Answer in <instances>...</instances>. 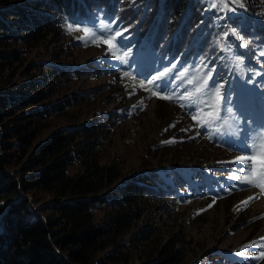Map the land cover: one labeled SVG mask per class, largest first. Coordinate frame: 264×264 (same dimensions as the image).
Listing matches in <instances>:
<instances>
[{
  "label": "rangeland",
  "instance_id": "374dc122",
  "mask_svg": "<svg viewBox=\"0 0 264 264\" xmlns=\"http://www.w3.org/2000/svg\"><path fill=\"white\" fill-rule=\"evenodd\" d=\"M146 1L125 0L121 22L99 15L82 26L65 24L60 37L24 48L18 60L2 57L13 47L0 45L2 87L34 79L45 84L37 92L43 101L15 114L50 109L34 119L39 133L30 151L55 131L97 124L109 127L98 137L101 161L114 164L122 178L173 172L161 200L150 203L123 239L134 240L124 250L125 264L158 263L163 246L177 254L173 264H264L258 204H264V39L253 33L264 19V0H195L211 23L202 51L188 61L149 42V18L136 19ZM235 17L237 29L228 28ZM239 48L257 52L256 64L244 65ZM204 96L212 100L201 111ZM214 118L217 125L209 127ZM26 158L8 168L19 172ZM35 198L42 209L52 202L38 192ZM107 211L102 207L97 220Z\"/></svg>",
  "mask_w": 264,
  "mask_h": 264
},
{
  "label": "trees",
  "instance_id": "16d2710c",
  "mask_svg": "<svg viewBox=\"0 0 264 264\" xmlns=\"http://www.w3.org/2000/svg\"><path fill=\"white\" fill-rule=\"evenodd\" d=\"M196 3L147 0L136 19L149 18L150 43L159 41L164 52L177 50L176 57L183 53L190 60L202 51L211 23L197 12ZM124 7L125 0H0V45L13 47L10 56L2 57L18 60L24 48L52 34L60 37L65 24L82 26L99 15L121 22ZM229 23L238 27V18ZM253 27L254 35L264 39V19ZM248 33L240 31L241 36ZM45 66L38 67L52 71ZM44 85L40 79L13 89L0 83V264H125L124 250L134 240L123 239L150 203L161 200L164 181L173 172L148 170L122 178L114 164L101 161L98 137L109 127L97 124L55 131L30 151L39 133L34 119L49 116L50 109L15 114L42 102L37 92ZM25 158L19 172L8 168ZM37 192L52 200L44 209L36 205ZM102 207L108 211L97 220ZM167 249L158 251L163 259L154 264H173L177 254Z\"/></svg>",
  "mask_w": 264,
  "mask_h": 264
},
{
  "label": "bare ground",
  "instance_id": "6f19581e",
  "mask_svg": "<svg viewBox=\"0 0 264 264\" xmlns=\"http://www.w3.org/2000/svg\"><path fill=\"white\" fill-rule=\"evenodd\" d=\"M137 81H138V80H137ZM139 81H140L141 83H143V85H145V87H146V83H145V82H143V81H141V80H139ZM144 83H145V84H144ZM211 100H212V99H211L210 97H205V96H204L203 99H202V101H201V104L198 106V109L201 110V111L204 110V109H206V108L208 107V105L211 104ZM216 121H217V119L214 118L213 121L209 123L210 126H209V125H208V126H209V127H213V125L216 124ZM239 133H240V132H239ZM258 204L262 205L263 208H264V204H263L261 201H259Z\"/></svg>",
  "mask_w": 264,
  "mask_h": 264
},
{
  "label": "snow or ice",
  "instance_id": "6c2138e0",
  "mask_svg": "<svg viewBox=\"0 0 264 264\" xmlns=\"http://www.w3.org/2000/svg\"><path fill=\"white\" fill-rule=\"evenodd\" d=\"M69 27H71V25H70ZM233 32H235V30H233ZM120 35H121L120 32H117V33H116V37H119ZM226 35H227V33H226ZM116 37H113V40H115ZM236 38H237V39H240L239 36H237ZM243 46H244V45H241V47H243ZM167 71H168V70L165 69V72H167ZM163 75H164V73H161V74H160V77L162 78ZM156 79H157L156 77H153L151 80L148 81V83L154 84V82H155ZM239 159H240L242 162H244L245 164H247L249 158H248V157H240ZM260 178H261V179H264V173H261Z\"/></svg>",
  "mask_w": 264,
  "mask_h": 264
}]
</instances>
